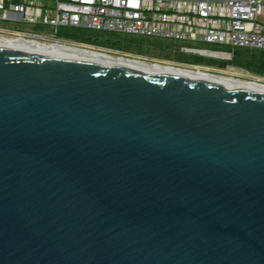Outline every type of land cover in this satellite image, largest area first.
<instances>
[{"label":"water","instance_id":"obj_1","mask_svg":"<svg viewBox=\"0 0 264 264\" xmlns=\"http://www.w3.org/2000/svg\"><path fill=\"white\" fill-rule=\"evenodd\" d=\"M0 264H264V93L0 46Z\"/></svg>","mask_w":264,"mask_h":264},{"label":"built area","instance_id":"obj_2","mask_svg":"<svg viewBox=\"0 0 264 264\" xmlns=\"http://www.w3.org/2000/svg\"><path fill=\"white\" fill-rule=\"evenodd\" d=\"M0 23V37L41 45L86 46L60 35L63 28L80 27L175 41L184 52L222 60H230L236 48L264 50V0H0ZM244 77L264 85V67Z\"/></svg>","mask_w":264,"mask_h":264},{"label":"trees","instance_id":"obj_3","mask_svg":"<svg viewBox=\"0 0 264 264\" xmlns=\"http://www.w3.org/2000/svg\"><path fill=\"white\" fill-rule=\"evenodd\" d=\"M60 35L79 43L111 47L113 49L134 52L142 55L150 53L149 49L144 47V42L150 41L155 44H152L154 47L162 49V52L160 53L161 57L188 64L218 65L221 67L233 65L244 68L253 74H261L264 67V50L236 48L233 51L230 60H222L184 52L181 50V46L178 42L169 40L103 32L80 27L63 28L60 31ZM157 42L158 44L156 45Z\"/></svg>","mask_w":264,"mask_h":264},{"label":"bare ground","instance_id":"obj_4","mask_svg":"<svg viewBox=\"0 0 264 264\" xmlns=\"http://www.w3.org/2000/svg\"><path fill=\"white\" fill-rule=\"evenodd\" d=\"M0 46L15 48L31 53L55 55L59 57L73 58L120 67H131L137 71L146 70L152 72H169L193 78H208L222 83L229 89L245 88L264 93V85L256 83L255 81H249L235 77L237 75L236 73V75H234V73L227 75H213L181 66L178 67L179 65L174 66L173 64H166L157 61L148 62L142 59H133L124 55L110 53L111 51L109 52L88 46L59 44L41 45L23 40H7L2 37H0ZM247 76L252 75L250 74Z\"/></svg>","mask_w":264,"mask_h":264},{"label":"rangeland","instance_id":"obj_5","mask_svg":"<svg viewBox=\"0 0 264 264\" xmlns=\"http://www.w3.org/2000/svg\"><path fill=\"white\" fill-rule=\"evenodd\" d=\"M160 40H164V39H160ZM83 44H85L88 47H92V48H96V49H102V50L109 51V52L111 51L110 53L124 55L126 57H130V58H133V59H142V60H145V61H148V62L157 61V62H162V63H166V64H173L174 66H178L179 65L178 67L183 66L185 64H188V63L177 62L175 60H170V59H166L164 57H161L160 53L162 52V49H159V47L158 48L154 47L152 45L154 43L153 42L151 43L150 41L144 42V47L148 48L150 53L143 54V55L142 54H137V53H134V52H127V51H123V50H117V49H113L111 47L97 46V45L88 44V43H83ZM157 44H158V42L156 43V45ZM179 44L181 46V43H179ZM188 45H190V44H188ZM191 45L196 46V47L207 48V49H226V47H224V46H219V45H215V44L193 43ZM188 65H195V64H188ZM200 66H204L206 68H211V69H214V70H218L219 72L218 71L217 72L216 71L211 72V71H208L209 69H206V71L214 73L215 75H221L222 73L223 74L225 73L226 75L234 73V75L237 74V75H239L241 77L243 75L244 76L246 75L247 78L249 77L247 75H250V74L254 75V76L256 75V74H253V73L249 72L248 70H246L244 68L236 67V66H233V65H230L229 67H221V66H218V65H200ZM247 71L250 74L247 73ZM244 76H243L242 79L245 78Z\"/></svg>","mask_w":264,"mask_h":264}]
</instances>
